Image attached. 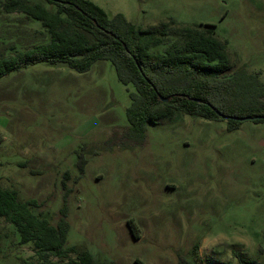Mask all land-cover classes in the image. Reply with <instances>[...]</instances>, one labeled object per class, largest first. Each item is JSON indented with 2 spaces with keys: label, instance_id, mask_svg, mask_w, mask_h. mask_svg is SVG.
Instances as JSON below:
<instances>
[{
  "label": "rangeland",
  "instance_id": "1",
  "mask_svg": "<svg viewBox=\"0 0 264 264\" xmlns=\"http://www.w3.org/2000/svg\"><path fill=\"white\" fill-rule=\"evenodd\" d=\"M91 1L141 27L170 18L214 24L233 69L248 66L264 81V0ZM36 25L0 11V51L32 46ZM132 90L109 60L83 72L39 62L1 77L2 185L36 199L57 224L68 173L67 244L101 262L176 264L184 254L200 264H246L240 251L264 263V121L230 128L228 118L179 113L149 124L143 145H110V135L129 125ZM1 230L0 264H69L41 259L5 220Z\"/></svg>",
  "mask_w": 264,
  "mask_h": 264
},
{
  "label": "trees",
  "instance_id": "2",
  "mask_svg": "<svg viewBox=\"0 0 264 264\" xmlns=\"http://www.w3.org/2000/svg\"><path fill=\"white\" fill-rule=\"evenodd\" d=\"M0 11L20 13L32 24L41 23L36 25L40 35L35 30L38 41L32 46H11L13 54L6 48L0 51V78L39 62L66 64L83 72L99 60H109L119 80L133 86L126 111L129 125L110 135V145H143L149 124L173 120L179 113L210 120L223 119L217 111L238 117L264 115V81L248 66L233 69L227 42L217 36L214 24H180L170 18L141 27L122 13L109 16L91 0H0ZM159 45L165 46L163 51H152ZM228 119L230 128L241 121ZM86 164L87 159L79 156L81 173ZM68 179L66 173L62 182L65 204L57 224L39 210L36 199H21L18 190L4 187L0 179V240L5 220L14 226L21 243L34 244L43 260L55 256L68 259L69 264H119L101 262L88 250L67 244V198L72 191ZM235 254L243 263L264 264L243 252ZM176 264L200 263L183 254Z\"/></svg>",
  "mask_w": 264,
  "mask_h": 264
},
{
  "label": "water",
  "instance_id": "3",
  "mask_svg": "<svg viewBox=\"0 0 264 264\" xmlns=\"http://www.w3.org/2000/svg\"><path fill=\"white\" fill-rule=\"evenodd\" d=\"M162 99L164 100V101H167L168 100V98H166V97H162ZM217 113L221 116V117H223V118H231V119H234V120H246V119H256V118H264V115H258V116H251V117H238V116H229V115H226V114H224V113H222V112H220V111H217Z\"/></svg>",
  "mask_w": 264,
  "mask_h": 264
},
{
  "label": "clouds",
  "instance_id": "4",
  "mask_svg": "<svg viewBox=\"0 0 264 264\" xmlns=\"http://www.w3.org/2000/svg\"><path fill=\"white\" fill-rule=\"evenodd\" d=\"M243 243V241H241ZM208 243L212 246H215L216 243H218L216 236H209L208 237Z\"/></svg>",
  "mask_w": 264,
  "mask_h": 264
}]
</instances>
